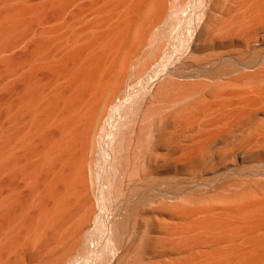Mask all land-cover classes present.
Masks as SVG:
<instances>
[{"label":"bare ground","instance_id":"bare-ground-1","mask_svg":"<svg viewBox=\"0 0 264 264\" xmlns=\"http://www.w3.org/2000/svg\"><path fill=\"white\" fill-rule=\"evenodd\" d=\"M0 264H264V0H0Z\"/></svg>","mask_w":264,"mask_h":264}]
</instances>
